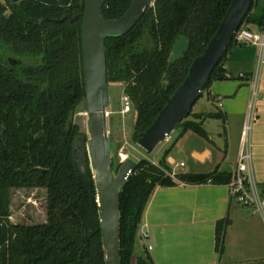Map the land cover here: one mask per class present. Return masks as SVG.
Here are the masks:
<instances>
[{
	"label": "trees",
	"instance_id": "1",
	"mask_svg": "<svg viewBox=\"0 0 264 264\" xmlns=\"http://www.w3.org/2000/svg\"><path fill=\"white\" fill-rule=\"evenodd\" d=\"M132 1L104 0V17L121 18ZM232 2L155 0V6L146 10L127 35L107 38V63L114 70L111 80L125 83L137 112L136 143L165 107L164 95L176 92L193 59L204 53ZM12 7L7 16L0 0V264H105L87 153L86 171L81 170L79 144L86 145L88 136L74 123L86 98L82 20H62L68 9L72 15L82 12L79 1L24 0ZM255 7L257 12L252 14ZM245 22L262 29L264 0H254ZM182 36L188 38L189 49L171 62L173 46ZM235 46L233 39L205 90L213 80L226 79L222 65ZM10 58L17 62L11 63ZM164 82L168 84L162 94ZM189 117L177 127H181L180 137L192 131L207 139L203 121L223 119L221 114L191 113ZM171 150L159 165L141 159L121 193L122 264H132L142 218L157 186L173 187L180 182L228 185L231 181L232 173L218 169L206 174L181 173L175 178L167 175L172 171L167 162ZM33 187L48 191L47 223L13 225L11 190ZM225 231L226 221H220L216 234L220 254ZM136 260V264H155L147 250Z\"/></svg>",
	"mask_w": 264,
	"mask_h": 264
},
{
	"label": "crops",
	"instance_id": "2",
	"mask_svg": "<svg viewBox=\"0 0 264 264\" xmlns=\"http://www.w3.org/2000/svg\"><path fill=\"white\" fill-rule=\"evenodd\" d=\"M247 27L254 32L261 30L254 24ZM258 57L259 49L255 45H237L228 53L222 65L226 79L213 80L192 110L193 115L221 114L223 119L203 121L207 139L192 131L185 133L191 132L199 144H191L186 149L195 165L194 172L180 173L206 174L216 169L233 172L250 99V78ZM191 119L196 120L193 116ZM172 150L167 158L170 166L174 165ZM228 157L233 161L232 166L224 168ZM181 163L185 164L183 168L188 166L186 162ZM253 169L257 184L264 189V63L258 118L253 131ZM220 221H226L221 254L216 247ZM139 239L142 252L147 250L155 264H264V224L253 208L231 198L227 185L180 182L173 187L157 186L145 209Z\"/></svg>",
	"mask_w": 264,
	"mask_h": 264
},
{
	"label": "water",
	"instance_id": "3",
	"mask_svg": "<svg viewBox=\"0 0 264 264\" xmlns=\"http://www.w3.org/2000/svg\"><path fill=\"white\" fill-rule=\"evenodd\" d=\"M17 2L19 0H13ZM154 0H133L128 11L117 20L104 17V0H80L82 17V53L86 91V145L79 144L81 170L86 171L87 153L92 172L105 264H122L121 257V193L137 170L140 160L133 155L123 157L114 169L113 142L108 129L110 104L109 77L114 72L107 65L106 40L127 35L143 18ZM254 0H233L228 12L204 53L193 59L188 76L172 96L152 125L140 135L138 145L147 152L167 141L192 113L194 105L210 83L215 69L227 53L235 33L242 27ZM75 16L71 20H76ZM67 18H71L70 15ZM189 40L182 36L173 46L171 62L189 49ZM15 63V61H12ZM163 83L161 93L167 87ZM85 146V150H84ZM84 242L88 238L84 237Z\"/></svg>",
	"mask_w": 264,
	"mask_h": 264
},
{
	"label": "rangeland",
	"instance_id": "4",
	"mask_svg": "<svg viewBox=\"0 0 264 264\" xmlns=\"http://www.w3.org/2000/svg\"><path fill=\"white\" fill-rule=\"evenodd\" d=\"M260 11V8L259 10ZM256 7L253 9L252 14L256 13ZM247 27L246 22L243 24ZM123 85V86H122ZM124 95V84L111 83L109 86L110 96V110L111 116L108 118V129L112 138L113 144V157H114V169L120 167L123 157L127 155H133L139 159H145L152 164L159 165L161 159L165 153L173 148L172 158L174 159V165H172V171L167 172V175L176 177L180 172H194L193 161L189 158L186 151L191 144L197 143L196 137L191 136V132L179 136L181 127L167 139V141L161 143L154 151L147 152L138 143L134 141V130L137 118V113L133 110L131 113L123 115L121 110L123 107L122 97ZM199 105V104H198ZM195 108V110L198 109ZM194 110V111H195ZM190 118V117H189ZM87 115L85 103H82L74 116V123L80 128V131L84 134L87 133L86 127ZM213 123V122H211ZM209 130L213 131L215 128L209 127ZM223 154V153H222ZM168 162V161H167ZM186 162L187 167H179L178 164ZM232 159L228 157L224 163V168H230L232 166ZM11 217L10 221L13 225H25L35 226L42 225L48 221V191L44 187L33 188H14L11 190ZM140 236V230H139ZM140 240V239H139ZM143 241V240H142ZM145 244L146 242L143 241ZM142 246L138 241L135 256L132 264L137 263V256L142 255Z\"/></svg>",
	"mask_w": 264,
	"mask_h": 264
},
{
	"label": "built area",
	"instance_id": "5",
	"mask_svg": "<svg viewBox=\"0 0 264 264\" xmlns=\"http://www.w3.org/2000/svg\"><path fill=\"white\" fill-rule=\"evenodd\" d=\"M234 40L239 46L255 45L259 49V57L256 70L250 78V99L240 134L237 161L227 186L231 198L242 206L253 208L264 224V189L257 184L253 169V131L258 118L261 67L264 63V24L258 32L242 26L235 33ZM125 110L129 111V105ZM178 166L185 167V164L180 163Z\"/></svg>",
	"mask_w": 264,
	"mask_h": 264
},
{
	"label": "flooded vegetation",
	"instance_id": "6",
	"mask_svg": "<svg viewBox=\"0 0 264 264\" xmlns=\"http://www.w3.org/2000/svg\"><path fill=\"white\" fill-rule=\"evenodd\" d=\"M24 0H19V1H17V2H14L13 0H10V3H8L7 2V0H1V2L4 4V6L5 7H7V10L5 11V14L7 15V16H10L11 14H12V9H13V7H12V5L14 6V5H21V3L23 2ZM79 1V7H80V9L82 10V12H78V13H75L74 15H72L71 14V12H70V10L68 9L67 10V14L65 15V17L62 19L63 21L64 20H70L71 22H74V21H72L71 19L72 18H74L75 16H78V15H80L76 20H78V19H81L82 20V17H81V14L84 12V8L81 6V3H80V0H78ZM133 2V1H132ZM132 4V3H131ZM131 6V5H130ZM155 6V0L153 1V3L151 4V6L150 7H154ZM149 7V8H150ZM130 8V7H129ZM68 15H70L71 16V18H67V16ZM137 26V25H136ZM135 26V27H136ZM134 27V28H135ZM133 28V29H134ZM81 31H82V29H81ZM132 31V30H131ZM10 60V62L12 63V61H15V63L17 62L16 61V59H13V58H10L9 59ZM107 65H108V63H107ZM108 67H111V66H109L108 65ZM112 68V67H111ZM113 69V68H112ZM113 72H114V70H113ZM113 77H114V75H113ZM113 77H109V86H110V84L111 83H120V84H124V95H123V97H122V102H123V107H122V110H121V114H123V115H126V114H129V113H131L134 109H133V105H132V101H131V99H130V97L126 94V92H125V90H126V85H125V83H123V82H114V81H112L111 79L113 78ZM123 86V85H122ZM85 107H86V98H85ZM127 105H129V111H127L126 112V110H125V108H126V106ZM110 104H109V107H108V109H107V112H108V118L111 116V111H109L110 109ZM137 113V112H136Z\"/></svg>",
	"mask_w": 264,
	"mask_h": 264
}]
</instances>
